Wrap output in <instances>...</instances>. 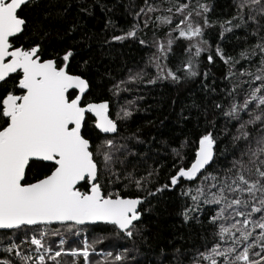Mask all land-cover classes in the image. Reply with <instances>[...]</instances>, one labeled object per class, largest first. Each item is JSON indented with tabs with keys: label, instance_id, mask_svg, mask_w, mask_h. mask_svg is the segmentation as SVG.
<instances>
[{
	"label": "snow or ice",
	"instance_id": "6c2138e0",
	"mask_svg": "<svg viewBox=\"0 0 264 264\" xmlns=\"http://www.w3.org/2000/svg\"><path fill=\"white\" fill-rule=\"evenodd\" d=\"M163 2L169 6L162 10L156 0H143V6L131 14L137 20L143 17L147 28L152 14L168 13L155 16L156 26H169V31L166 43L153 41L156 51L145 67H153L156 75L147 83L179 84L198 75L202 54L207 53L209 64L215 62L211 45L204 39L205 29L212 26L207 17L210 7L200 0L195 5L191 0ZM36 3L38 0H0V264H139L132 253L139 251L137 238H143L147 196L171 191L182 180L193 185L180 193L190 200L181 213L185 223L194 219L201 223L199 215L207 206H215L208 219L213 242L203 251L197 249L188 264H264V0H234L235 14L220 22L221 38L236 28L247 31L250 24L255 26L250 35L256 42L239 53L240 59L226 56L219 45L215 50V56L228 67L225 79L229 81L237 75L240 60L255 68L240 71L248 79L224 90L230 98L227 107L215 104L225 118V127L235 122L231 143L238 155L233 154L227 164L221 162L229 150L219 149L212 121L211 129L194 136L190 153L183 151L188 141L172 149L174 171L154 191L150 186L158 183L159 169L149 166L141 174L138 162L129 159L139 154L116 139L118 121L130 118L132 111L122 107L112 119L107 100L88 99L92 90L89 61L72 69L74 49L47 47L49 32L43 23L32 25L21 15ZM76 4L80 12L92 14L91 5L82 6L84 0H76ZM71 7L69 3L57 14L63 15ZM51 15V11L45 12L44 19ZM106 27H115L111 19ZM138 29V23H132L105 43L136 40ZM75 30L73 25L71 31ZM180 39L188 42L187 59L172 69L167 63L169 54ZM139 43L147 41L141 38ZM257 55L258 66L252 63ZM146 75L144 69H130L127 78L114 83L109 91L114 95L129 91V84L144 82ZM237 87L243 91L242 101L235 95ZM89 121L96 130L95 138L88 130ZM121 139L139 142L135 134ZM132 189L146 196L132 195ZM97 224L111 226L133 246L97 252L96 246L111 233L91 238L82 235L90 231L84 226ZM94 256L100 259L94 260ZM176 264L183 261L177 258Z\"/></svg>",
	"mask_w": 264,
	"mask_h": 264
},
{
	"label": "trees",
	"instance_id": "16d2710c",
	"mask_svg": "<svg viewBox=\"0 0 264 264\" xmlns=\"http://www.w3.org/2000/svg\"><path fill=\"white\" fill-rule=\"evenodd\" d=\"M156 2L162 10L169 6L163 0H156ZM196 2L197 0H191L193 5ZM200 2L210 7L207 17L212 26L205 29L204 39L208 40L211 45L215 62L209 64L207 53L202 54L197 69L198 75L183 80L179 84L171 81L147 83L149 78L156 75L153 67H145L156 51L153 41L160 40L166 43L169 26L157 27L155 22L156 15H168L166 12L152 14V20L149 21L147 28L144 27L143 17L138 20L134 18L131 13L143 6V0H99V2L84 0L82 6L91 5V15L80 12L76 0H38V3L25 8L21 13L28 17L32 25L37 22L43 23L44 29L49 32L45 41L49 49L59 51L72 48L75 50L76 55L70 64L72 69H76L85 60L89 61V72L92 76L89 100L97 103L107 100L112 119L117 118V113L122 107H128L132 111L130 118L118 121L120 132L116 139L119 143H126L130 150L139 154L129 159L138 162L141 174H144L149 166L159 169L158 183L150 186L153 191L155 187L167 183L170 172L174 171L172 164L175 157L172 149L179 148L183 142L188 141L183 151L190 153L194 136L204 131L205 128L211 129L210 122L212 121L216 125L215 134L218 138L219 149L229 150L226 157L220 158L221 162L227 164L233 154L238 155L231 143V136L235 133V122L225 127V118L221 110L216 109L215 104L222 103L227 107L230 98L224 90L231 89L233 84L240 85L242 81L248 79L247 76H240V71L246 68L254 71L255 68L251 67L248 61L240 60L236 65L237 75L229 81L225 79L228 67L219 57L215 56V50L219 45L226 56L239 60V53L256 42V37L250 35L255 26L250 24L247 31L243 27L236 28L231 32H226L221 38L220 22L231 19L235 14L234 0H200ZM69 3L72 7L63 15H58L57 10H62ZM129 4L133 7H127ZM46 5L50 6L46 7ZM48 11H51L52 15L45 20L44 13ZM109 19L115 25L114 28L106 27ZM194 19L203 23L200 18L194 17ZM178 20L179 17L175 22ZM132 23L139 25L136 40L111 45L105 43V40L110 39L113 34H121V29L128 30ZM73 25L76 26L75 31H71ZM261 34L264 35V30ZM141 38L146 40L147 44L141 45L139 43ZM187 43L182 39L175 41L167 62L170 68L175 69L187 59L184 51ZM258 62L259 56L257 55L252 63L258 66ZM130 69L133 71L144 69L147 73L144 82L129 84V91H121L119 95H114L109 89L114 83L126 79ZM205 72L208 73L207 77L204 76ZM243 87L247 88V84ZM235 95L238 101L243 100L241 88L237 87ZM129 101L133 103L129 105ZM88 130L95 138L96 130L91 121H89ZM133 134L139 138V142L136 139H121V137H132ZM191 186L193 185L182 180L171 191L165 190L155 196H147L143 205V238H137L139 251L132 253L137 257L139 264H176L177 258L182 260L183 264H188V260L196 254L197 249L203 251L206 244L211 245L213 242L212 226L208 224V219L214 214L215 206L205 208L204 212L199 215L201 221L199 224L195 219L185 223L181 214L185 203H190V200L186 201L180 195L181 189ZM120 191L125 192L124 189ZM125 194L128 193L125 192ZM131 194L146 196L144 192L136 193L135 189L131 190ZM86 229L90 230L88 234L90 238L94 235L111 233L103 243L96 246V250H103L101 252L123 251L125 247L133 246L132 241L122 237V234L117 236L111 226L99 224ZM177 249L180 250L179 253ZM93 259L98 260L100 257L94 256Z\"/></svg>",
	"mask_w": 264,
	"mask_h": 264
},
{
	"label": "rangeland",
	"instance_id": "374dc122",
	"mask_svg": "<svg viewBox=\"0 0 264 264\" xmlns=\"http://www.w3.org/2000/svg\"><path fill=\"white\" fill-rule=\"evenodd\" d=\"M121 110V109H120ZM120 110L118 111V112H120ZM85 228H88V227H91V226H84ZM90 232L89 231H86L85 233H83L82 235H88ZM101 251H103V250H100V249H98L97 250V252H101Z\"/></svg>",
	"mask_w": 264,
	"mask_h": 264
},
{
	"label": "water",
	"instance_id": "95a60500",
	"mask_svg": "<svg viewBox=\"0 0 264 264\" xmlns=\"http://www.w3.org/2000/svg\"><path fill=\"white\" fill-rule=\"evenodd\" d=\"M94 119V118H93ZM101 135H104V134H101ZM97 225H99V224H97ZM87 226H93V225H87ZM0 231H2V230H0Z\"/></svg>",
	"mask_w": 264,
	"mask_h": 264
},
{
	"label": "bare ground",
	"instance_id": "6f19581e",
	"mask_svg": "<svg viewBox=\"0 0 264 264\" xmlns=\"http://www.w3.org/2000/svg\"><path fill=\"white\" fill-rule=\"evenodd\" d=\"M188 259V258H187Z\"/></svg>",
	"mask_w": 264,
	"mask_h": 264
}]
</instances>
